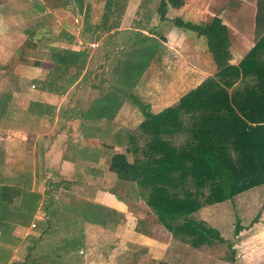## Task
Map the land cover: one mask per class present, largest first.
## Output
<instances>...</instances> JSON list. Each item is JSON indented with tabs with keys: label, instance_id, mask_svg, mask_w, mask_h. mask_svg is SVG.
<instances>
[{
	"label": "trees",
	"instance_id": "trees-1",
	"mask_svg": "<svg viewBox=\"0 0 264 264\" xmlns=\"http://www.w3.org/2000/svg\"><path fill=\"white\" fill-rule=\"evenodd\" d=\"M72 1L74 9L84 13V22L88 24L86 0H66ZM184 3L185 0H158L156 19L169 20L197 37L204 36L215 55L231 54L228 24L248 35L252 46L236 63L221 58L223 65L214 73L184 92L174 104L153 112L148 103L126 89L143 82L150 66L162 58L165 36L161 35L158 41L152 32L149 35L140 32L134 40L136 45L124 51L116 63L115 84L102 89L89 102L80 124L85 137L96 136V131L105 132L101 133L102 137H107L110 123L125 99L135 104L142 120L128 131L125 151L112 152L108 162L116 177L128 182L136 197L154 213L152 222L137 219L134 230L148 235L151 225L158 224L172 239L193 248L225 243L231 250L232 260V244L218 228L194 214L205 206L231 200L264 185V0H212L208 9L213 16L208 21L193 22L181 16H168L169 8L179 9ZM245 3L248 6L244 8ZM29 41L25 40L19 48H26ZM84 53L53 50L49 57L54 66L49 74L54 79L42 87H57L56 77L65 75L68 68H78L80 60L86 57ZM9 96L0 103V112ZM26 183L20 178L0 179V239L5 246L0 245V262L10 255L11 249L7 246H14L11 225L30 221L39 199V194L26 189ZM117 197L134 205L126 194L120 193ZM47 211L49 217L39 230L43 236L49 234L52 218H57L56 210ZM77 216L103 226L121 223L123 217L118 210L91 201L83 203ZM34 227L38 228L36 224ZM242 228L237 222L235 234ZM76 232L64 235L65 245L59 241L53 243L49 253L34 256L29 251L18 264H80L71 254L69 259L60 260L63 254H68L65 250L72 246L70 238ZM158 264L173 263L165 258Z\"/></svg>",
	"mask_w": 264,
	"mask_h": 264
},
{
	"label": "rangeland",
	"instance_id": "rangeland-1",
	"mask_svg": "<svg viewBox=\"0 0 264 264\" xmlns=\"http://www.w3.org/2000/svg\"><path fill=\"white\" fill-rule=\"evenodd\" d=\"M34 2L37 9H31L26 3L18 4L13 11L15 16L20 18L17 20L18 27L22 30L19 41L21 43L27 39L30 41L26 48L23 50L18 48L14 55L23 63L21 70H17L18 75L25 76L20 77V82H17V75L13 76L7 81L6 89L13 90L17 85H21L36 90L38 82L35 80L30 82L27 78L32 75L39 78L47 75L51 68L49 56L55 49L80 51L86 54L84 61L80 60L78 63V68L71 67L66 70L67 81L64 84L61 79L57 81V85L61 86L56 94L59 96L58 100H63L56 115L58 122L52 131L54 139L52 156L55 162L57 161V169L51 172L54 175L51 182L55 183L53 182V188L45 192L47 196L49 195L45 200V206L56 210L58 220L52 224L48 235L52 234L53 240L65 245L67 242L64 240V232L76 230L77 232L69 237L73 242L72 246H68L65 251L71 254L72 258L79 259L80 264H144V262L154 264L162 256H166L173 264H210V259L207 261L200 259L202 252L207 249L215 250L214 253H219L217 256H222V252H229L230 248L228 249L225 243H218L219 246L215 245L214 249L207 246L193 248L185 245L172 239L170 233L158 224L151 225L153 239L133 237L134 232H131L133 223L128 222L129 219L134 220L135 217L142 216L153 221L155 216L144 202L136 197L131 185L119 180L108 167L112 152L125 151L128 131L142 120L141 111L128 99H125L114 121L110 123L109 128L113 131L112 142L116 144L105 142L101 139L105 132L101 131V134L96 131V136L92 138L102 145L95 144L82 148V153L90 155L91 159L87 160L86 167L81 166L79 178L71 177L72 175L61 176L58 166L67 161L70 165L75 163L78 148L84 144L79 143L81 138L77 115L81 116L89 101L97 97L102 89L115 84L113 79L116 76L114 75L116 63L124 55V51L136 45L134 40L141 35L140 32L147 35L152 32L153 36H158V41L161 40V35L165 36L162 42L166 49L162 58L150 66L143 82L132 89L125 88L126 91L136 94L142 102L148 103L153 112L174 104L184 92L196 87L208 73H214L218 66L223 65L221 58L229 63H236L252 45L250 37L244 35L246 38L240 42L237 39L238 35L232 33L237 30L230 25L231 41L228 51L231 54L215 55L207 43L203 42L200 47L207 54L202 56L193 53L195 52L193 32L176 27L169 20L156 19L158 0H86L89 5L88 24L84 22V13L80 14L74 9V1L69 3L66 0H30L29 3ZM216 4L219 6L222 3ZM242 5L245 8L248 3ZM44 6L47 8L46 12L41 10ZM168 16H183L184 19L193 21V0H185L180 9L169 8ZM33 30L34 34H30ZM92 43L95 46H92ZM33 65L38 69L33 70L30 67ZM16 101L18 102L17 98ZM103 143H107V146H103ZM101 147L104 152L102 159L98 156ZM129 158L132 159L133 156ZM28 175V170L22 171L20 179L26 183L29 180ZM60 176L63 179H60ZM14 179L17 178L13 177ZM44 180H40V184ZM120 193L126 194L134 204L128 206L133 208H128V219L122 217L120 220L124 226L112 223L104 228L105 226L100 223L75 217L76 211L82 210L86 201L103 204L110 202L115 207L122 206V202L119 203L122 200L117 197ZM139 207L144 208L142 214L137 211ZM72 215L73 217L69 218ZM194 216L204 219L209 225H214L221 235L232 243L234 250L237 251L235 263H232L264 264V185L242 192L231 200L205 206ZM237 222L243 228L235 234ZM44 224V221L41 226L36 223L39 227L34 230L39 231ZM125 227L130 229L126 231ZM83 231L85 238L82 236ZM161 240L166 244H162ZM15 241L17 239L12 237L11 242ZM80 250H83V253H80ZM143 250L146 251L145 254H142ZM135 252L140 254L139 259H135ZM66 259L64 255L60 257V260Z\"/></svg>",
	"mask_w": 264,
	"mask_h": 264
},
{
	"label": "crops",
	"instance_id": "crops-1",
	"mask_svg": "<svg viewBox=\"0 0 264 264\" xmlns=\"http://www.w3.org/2000/svg\"><path fill=\"white\" fill-rule=\"evenodd\" d=\"M211 1L212 0H193V22L208 21L213 16V13L208 9L209 3ZM29 2L30 0H0V103H3L2 100L6 97L7 94H10L3 112H0V149H1L0 179H13V177L19 179L20 178L19 176L22 174V171L28 170L29 180L26 183L27 184L26 189L36 194H39V199L37 200L36 208L30 221L27 220L25 222L23 221L22 223H15L11 225L10 236L17 239V241L14 242V246L12 247L10 245L7 246L11 249L10 255L6 260L0 262V264H16V263L18 264L20 261L24 259L25 255L29 251L34 256L41 255L42 253H49L51 245L58 241V240H53L52 234L50 236L49 235L43 236L40 234V231H35L34 230L35 227H32L33 222H35V224L37 223V225L39 226H41L40 224H43V221L45 223L46 219L49 217V213H48L49 211L47 210L49 209L55 210L54 208H48V207L45 208L46 207L45 200L49 196V195L47 196L45 192L47 191L46 188L47 180L50 181L51 179L54 180V175L51 173L52 170L54 171L55 169H57V161L55 162L52 156V148L54 146L52 131H53V126H56L58 122V116L56 115L60 111V106H61L60 104L62 103L63 100L60 99L58 100L59 96L58 94H56L59 91L58 85L57 87L52 86L51 88L47 86H44V88L42 87V84H45L46 82H49L52 79H54L53 78L54 76H51L49 74V71L53 68L54 63L51 60H49V62H51V66H50L51 68L49 69L45 77L39 78V76L32 75L30 76V78H27L30 82L34 80L36 83L38 82L37 84L38 88L36 90H30L29 86L21 87V85H17L16 89L14 88L13 90H10L9 88L6 89L5 87V85L8 83L7 81L13 78V76L17 75L18 78L17 82H20L19 79L24 78L25 76L24 74L18 75L17 70L18 69L21 70L23 63L21 62L20 58L17 60V58L14 56L16 50L22 44L21 41H19L22 30L18 27L17 20H20V18L16 17L13 11L15 10L18 4H26V3L30 5L31 9L33 10L35 8L37 9L35 2L32 4H30ZM46 9L44 6V8L41 10H43V12H46ZM181 17L183 18V16ZM228 27L230 30L229 24ZM232 33L234 34L236 33L238 35L237 39L240 40V42H242V40L246 38L244 34L242 33L240 34L238 30L237 32H232ZM203 42L205 44L207 43V40L204 36L197 37L193 33V51H195L193 53L202 56H204V54H207L205 50H203L202 47H200V44ZM250 47L248 48V50L250 49ZM33 66H30L31 68H33V70L34 68L35 69L37 68L35 65ZM33 70H31V73L33 72ZM212 73L213 72L208 73V75ZM39 79L42 80L37 81ZM59 79H61V82H63L64 84L67 81L66 74L63 76H57L55 79L56 82ZM16 98L18 99V102L20 100L19 103L16 101ZM14 102L17 103L13 105L12 103ZM84 111L86 110L84 109L81 112V116H79L80 114L77 115V118H79L77 123L80 134L79 136L81 138V141L79 143H84V144L82 146H79L77 152L78 155H76V161L74 158L75 163H73V165H70V163L67 161L64 162L63 165L58 166V168L61 170L59 174H61V176L63 177L72 175L71 177L79 178L81 166H85L87 160L91 159L90 155L82 153L81 151L82 148L93 146L95 144L102 145V143L92 138L95 137V135L92 137H85L83 135L84 132H83V127H81L80 124L81 122L80 118L82 117ZM112 132L113 131L109 128V135L101 139H104L105 142H108L112 145L116 144V142H112ZM106 144L107 143H103V146H105ZM103 153L104 152L101 147V152L98 155L100 159L103 158L102 156ZM43 179H45L44 182L40 184V180L42 181ZM60 179L63 178L61 177ZM53 182H51L52 188L54 186ZM40 186H42L43 188ZM62 192H64V190ZM77 199H81V198H77ZM121 202L122 201H120L119 203ZM98 203L103 204L102 202H98ZM121 204L122 206L119 207H115L110 202H108V204L105 203L104 205H107L110 208H114L118 210L119 212L122 213V215H124L123 217L128 219L127 211L128 208H130L128 207L130 205H127L124 202H122ZM137 211H140L139 213L142 214L144 208L139 207ZM77 214L78 211H76L75 217H78ZM71 217H73V215L70 216L69 218ZM57 218L56 220H58ZM139 218L147 219L146 217L138 216L135 217L134 220H132V218L128 220V222L133 223V225H131V227L133 226L131 228L132 230L131 232L132 233L134 232V235L132 234L133 237H138L136 239H143V237L148 239L150 238L153 239L154 234L151 232V228H150L151 233H149L148 235L136 232L133 229L135 222ZM56 220L52 218L53 224L56 223ZM149 221L151 220L149 219ZM110 225H112V223H109L104 228H107ZM116 225L124 226L122 225V223H118ZM124 229H126L127 231L130 228L125 227ZM64 234H68V233L64 232ZM82 236L85 238L84 231L82 233ZM31 239L34 241H32ZM49 242H52V244H49ZM160 242L162 244L165 243L163 240H161ZM0 245L4 246V243H1V239H0ZM215 245L219 246L218 243H215L207 247H212L214 249L216 248ZM232 249H234L233 245H232ZM214 251L215 250L207 249V251L202 252L205 256H203V254L201 253L202 255H200V259L201 260L204 259L206 261L210 259L209 261L210 264H216V262H218V264L235 263L234 260L237 258L236 256L237 251L234 250L232 260H231V254H232L231 250H229V252H222L221 253L222 256H217L219 253L216 252L217 253L216 254L214 253ZM145 252L146 251L143 250L142 254H145ZM63 255L67 259H69L70 257L69 256L70 254H63ZM139 258H140V254L136 253L135 259H139ZM165 258L166 256H162L158 258L154 264H158V262L161 259H165ZM144 264L146 263L144 262Z\"/></svg>",
	"mask_w": 264,
	"mask_h": 264
},
{
	"label": "built area",
	"instance_id": "built-area-1",
	"mask_svg": "<svg viewBox=\"0 0 264 264\" xmlns=\"http://www.w3.org/2000/svg\"><path fill=\"white\" fill-rule=\"evenodd\" d=\"M91 45H92V46H95L94 43H92ZM46 188H47V189L52 188V185H51V181H50V180H47V182H46ZM33 226H34V223H32V227H33ZM79 252H80V253H83V250H80Z\"/></svg>",
	"mask_w": 264,
	"mask_h": 264
}]
</instances>
